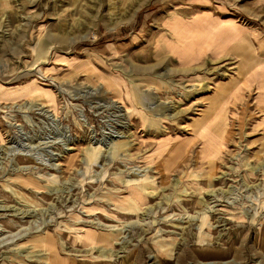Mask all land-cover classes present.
I'll return each mask as SVG.
<instances>
[{
  "label": "rangeland",
  "instance_id": "obj_1",
  "mask_svg": "<svg viewBox=\"0 0 264 264\" xmlns=\"http://www.w3.org/2000/svg\"><path fill=\"white\" fill-rule=\"evenodd\" d=\"M0 264H264V0H0Z\"/></svg>",
  "mask_w": 264,
  "mask_h": 264
},
{
  "label": "crops",
  "instance_id": "obj_2",
  "mask_svg": "<svg viewBox=\"0 0 264 264\" xmlns=\"http://www.w3.org/2000/svg\"><path fill=\"white\" fill-rule=\"evenodd\" d=\"M210 17L216 22H211L208 16L205 18L204 16H199L192 23L190 22V24L189 22L184 26L183 24H179V29L188 30V35L183 41H180L178 44V40H175L174 46L177 52L172 51L171 54L180 64L189 66L198 64L205 57H216L223 50H229V48L225 47L226 43L231 41L232 44H230L234 46L239 41L245 40L244 37L247 36L245 34L246 28L238 22L234 15L222 18L220 16H216L215 18L211 15ZM255 30L253 34H255ZM203 31H207V33L203 34ZM182 43L183 46L181 45ZM252 45L254 46L253 42Z\"/></svg>",
  "mask_w": 264,
  "mask_h": 264
}]
</instances>
